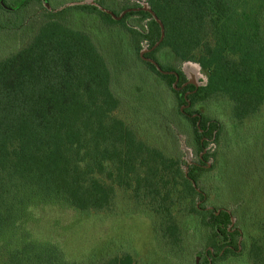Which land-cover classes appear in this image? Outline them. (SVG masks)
Segmentation results:
<instances>
[{
	"label": "trees",
	"instance_id": "obj_1",
	"mask_svg": "<svg viewBox=\"0 0 264 264\" xmlns=\"http://www.w3.org/2000/svg\"><path fill=\"white\" fill-rule=\"evenodd\" d=\"M32 1L47 21L0 59V240L16 221L23 224L5 263L135 264L128 252L72 259L54 241L27 239L26 223L35 208L88 216L113 214L125 204L153 221L162 258L156 264H181L186 246L195 264L244 251L254 264H264V181L260 187L244 182L233 209L203 207L196 176L211 168L209 143L221 145L224 133L217 118L190 110L199 100L223 95L222 109L243 120L264 105V41L257 42L264 34V0H146L148 9L119 19L99 0H17L13 6L0 0V20ZM73 9L92 10L104 23L119 24L138 54L143 42L151 48L159 41L177 58L196 63L203 82L179 88L175 75L139 55L162 84L152 89L153 81L146 90L149 77H142L137 90H124L128 100L122 104L112 89L115 65L90 37L62 24ZM157 90L165 93L161 101ZM169 98L180 103L174 115L192 127L196 161L176 154L169 128L174 122L161 112L172 106ZM160 129L166 137L154 132ZM189 216L197 227L191 237L185 235ZM194 241L201 248L193 249Z\"/></svg>",
	"mask_w": 264,
	"mask_h": 264
},
{
	"label": "rangeland",
	"instance_id": "obj_2",
	"mask_svg": "<svg viewBox=\"0 0 264 264\" xmlns=\"http://www.w3.org/2000/svg\"><path fill=\"white\" fill-rule=\"evenodd\" d=\"M83 1L94 3V0ZM6 2L13 6L17 0H6ZM99 2L103 3L106 10L116 19L121 18L126 12H132L139 8L148 9L146 0H99ZM40 7L38 2L32 1L30 4L22 5L3 16L0 20V59L19 49L36 31L37 27L47 21L42 15ZM62 24L68 29L79 30L90 37L103 56L110 61L111 66L115 65L116 73L112 89L122 104L128 100L123 95L124 90L128 89L127 86H132L134 90H137L135 87L140 84L142 77H149V81L143 86L146 90L153 81L155 84L152 89L160 87V80L162 84L163 79L150 71L139 55L151 60L162 73L175 75L174 83L178 84L179 88L187 87L189 89V84L198 85L205 78V74L196 63L184 62L177 58L170 48L160 46L159 41L151 48H148L143 42V48L138 54L130 42L128 32L124 31L117 23H104L101 16L92 10L73 9L63 15ZM263 41L264 34L257 42ZM261 60L264 64V57ZM136 72L138 75L135 79L133 75ZM165 87L170 90L168 85L165 84ZM155 95L161 101L165 93L157 90ZM225 98L220 95L212 102L199 100L190 108L191 111L201 113V115L217 118L224 133L223 138H220L221 145H218L217 142L209 143L210 153H214L209 161L211 168L203 169L200 175L196 176L199 179V190L202 193L197 190L204 196L201 205L210 209L237 207L240 202L237 190L244 185V182H257L256 187H260V182L264 181V105L254 115L237 120L222 109ZM169 99L172 108L165 106L164 111L161 110V112L170 116L174 122L175 126L169 122V128L173 129L177 145L176 154L184 156L188 161H196L198 152L192 139V127L185 121L181 122L180 118L174 115V111L179 108L180 103H176L174 98ZM154 132L166 137L162 129ZM186 144L192 148L193 153ZM260 203L264 204V200ZM116 208L113 214L99 212L88 216L71 209L63 212L51 206L35 208L33 210L34 217H31L26 223V229L29 231L27 239L54 241L72 259H81L92 252L102 251L119 254L131 253L135 264H156L159 259L162 260L157 248L158 243L156 246L153 221L149 215L137 213L134 209L129 210L128 206L126 209L125 204ZM125 210L130 213H125ZM186 221L190 230L187 229L185 235L194 236L192 229L197 228L194 217L189 216ZM22 225L21 221H16L12 227L13 232H9L5 238L0 240V264H6V252L15 245L14 242H17ZM195 236L194 240L199 241V237ZM191 240L192 238H190ZM195 241L192 248L195 250L201 248L200 245L195 246ZM186 248L187 251H180L183 255L181 264H195L192 253L189 256V246ZM160 250L163 255L166 253L163 246L160 247ZM212 264L254 263L244 251L239 255L214 259Z\"/></svg>",
	"mask_w": 264,
	"mask_h": 264
}]
</instances>
